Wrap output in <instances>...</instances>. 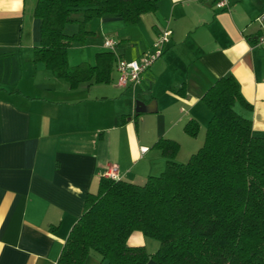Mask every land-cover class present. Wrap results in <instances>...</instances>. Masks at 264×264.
Returning <instances> with one entry per match:
<instances>
[{
    "label": "crops",
    "instance_id": "0c3cea01",
    "mask_svg": "<svg viewBox=\"0 0 264 264\" xmlns=\"http://www.w3.org/2000/svg\"><path fill=\"white\" fill-rule=\"evenodd\" d=\"M35 3L0 0V264H57L85 196L97 191L108 164L117 166L118 179L143 184L164 170L154 146L162 137L178 142V163L187 161L201 147L210 118L201 97L221 76L236 79L251 105L237 109L264 134V47L255 44L264 0H229L227 10L214 0H158L132 25L113 15L89 20L84 42L67 49L70 67L94 65L97 53L110 50L109 38L118 58L151 55L156 38L171 31L162 55L124 88L115 62L109 82L74 87L35 62ZM71 23L74 33L78 25ZM136 99L154 111L121 123L122 115L134 114ZM189 120L199 124L194 137L184 131ZM143 237L134 231L127 242L155 251ZM84 264L105 261L90 253Z\"/></svg>",
    "mask_w": 264,
    "mask_h": 264
},
{
    "label": "trees",
    "instance_id": "16d2710c",
    "mask_svg": "<svg viewBox=\"0 0 264 264\" xmlns=\"http://www.w3.org/2000/svg\"><path fill=\"white\" fill-rule=\"evenodd\" d=\"M158 0H36L40 21L34 61L71 87L80 82H109L117 56L99 52L94 65L70 67L67 49L83 43L85 24L113 15L132 25L152 12ZM78 29L65 33L68 23ZM181 94V91L178 90ZM210 111L204 140L186 162L178 163L177 141L159 138L164 170L143 184L101 176L95 193H87L82 212L63 243L57 264H84L97 254L105 264H264V134L237 109L251 105L232 75L217 78L201 97ZM136 119L135 114L122 115ZM196 136L199 124L184 125ZM134 231L155 239L158 247L128 244Z\"/></svg>",
    "mask_w": 264,
    "mask_h": 264
},
{
    "label": "built area",
    "instance_id": "2783aa9c",
    "mask_svg": "<svg viewBox=\"0 0 264 264\" xmlns=\"http://www.w3.org/2000/svg\"><path fill=\"white\" fill-rule=\"evenodd\" d=\"M214 5L216 8L227 10L229 8V0H214ZM256 21L261 24V29L256 37L255 44L264 47V12L256 17ZM170 35V30L166 29L162 31L153 43L154 51L151 55L132 60L117 58L115 61V69L118 73L117 85L124 88L130 84L138 83L141 80L142 72L149 68L162 55ZM104 45L108 49L113 50L115 42L109 38L105 40ZM146 149L145 147L141 148L142 151ZM103 176L106 178H118L117 166L108 164Z\"/></svg>",
    "mask_w": 264,
    "mask_h": 264
},
{
    "label": "water",
    "instance_id": "95a60500",
    "mask_svg": "<svg viewBox=\"0 0 264 264\" xmlns=\"http://www.w3.org/2000/svg\"><path fill=\"white\" fill-rule=\"evenodd\" d=\"M154 109L152 104H145L142 100L136 99L135 106H134V114L140 115L141 113H151Z\"/></svg>",
    "mask_w": 264,
    "mask_h": 264
},
{
    "label": "rangeland",
    "instance_id": "374dc122",
    "mask_svg": "<svg viewBox=\"0 0 264 264\" xmlns=\"http://www.w3.org/2000/svg\"><path fill=\"white\" fill-rule=\"evenodd\" d=\"M75 28V25L73 24V23H68L67 25H66V27H65V33L66 34H69V33H72V30ZM186 162V161H185ZM144 238V240H146L147 241V243H152V245H155L156 246V248L155 249H157V247H158V242L155 240V239H153V238H150V237H146V236H144L143 237ZM150 246H149V244L147 245V249H151V248H149ZM154 247V246H153ZM150 251V250H149ZM149 264H155V261L154 260H152V261H150L149 260Z\"/></svg>",
    "mask_w": 264,
    "mask_h": 264
}]
</instances>
